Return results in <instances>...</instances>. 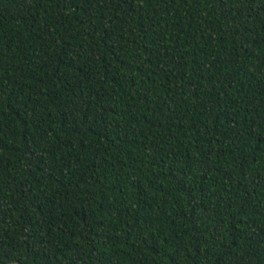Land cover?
Here are the masks:
<instances>
[{
	"label": "trees",
	"instance_id": "obj_1",
	"mask_svg": "<svg viewBox=\"0 0 264 264\" xmlns=\"http://www.w3.org/2000/svg\"><path fill=\"white\" fill-rule=\"evenodd\" d=\"M264 264V0H0V264Z\"/></svg>",
	"mask_w": 264,
	"mask_h": 264
},
{
	"label": "water",
	"instance_id": "obj_2",
	"mask_svg": "<svg viewBox=\"0 0 264 264\" xmlns=\"http://www.w3.org/2000/svg\"><path fill=\"white\" fill-rule=\"evenodd\" d=\"M8 264H20L19 262H10Z\"/></svg>",
	"mask_w": 264,
	"mask_h": 264
}]
</instances>
